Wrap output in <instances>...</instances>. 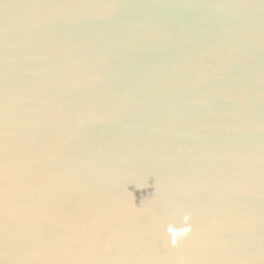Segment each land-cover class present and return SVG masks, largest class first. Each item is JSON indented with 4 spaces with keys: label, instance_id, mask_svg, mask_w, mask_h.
Here are the masks:
<instances>
[{
    "label": "water",
    "instance_id": "obj_1",
    "mask_svg": "<svg viewBox=\"0 0 264 264\" xmlns=\"http://www.w3.org/2000/svg\"><path fill=\"white\" fill-rule=\"evenodd\" d=\"M0 264H264V0H0Z\"/></svg>",
    "mask_w": 264,
    "mask_h": 264
},
{
    "label": "clouds",
    "instance_id": "obj_2",
    "mask_svg": "<svg viewBox=\"0 0 264 264\" xmlns=\"http://www.w3.org/2000/svg\"><path fill=\"white\" fill-rule=\"evenodd\" d=\"M176 243V241L175 240H173V244H175Z\"/></svg>",
    "mask_w": 264,
    "mask_h": 264
}]
</instances>
